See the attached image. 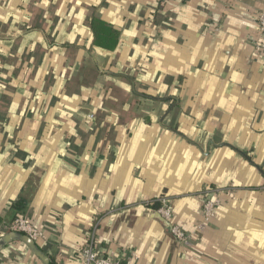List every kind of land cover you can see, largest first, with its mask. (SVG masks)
Wrapping results in <instances>:
<instances>
[{"label": "crops", "instance_id": "obj_1", "mask_svg": "<svg viewBox=\"0 0 264 264\" xmlns=\"http://www.w3.org/2000/svg\"><path fill=\"white\" fill-rule=\"evenodd\" d=\"M261 9L0 0V264H80L99 219L97 252L122 264H264ZM215 186L233 190L206 222Z\"/></svg>", "mask_w": 264, "mask_h": 264}, {"label": "built area", "instance_id": "obj_2", "mask_svg": "<svg viewBox=\"0 0 264 264\" xmlns=\"http://www.w3.org/2000/svg\"><path fill=\"white\" fill-rule=\"evenodd\" d=\"M256 30L257 38L254 42V45L260 51H264V9L258 10L256 12ZM232 190L233 188L230 187L215 186L208 191L210 197L204 201L202 208L204 219L206 222L211 220L215 215L218 206L222 202V195ZM150 202L159 203V207L156 209L158 214L165 221L171 224L172 233L180 242H185L190 239L191 234L187 233L185 229L175 220V213L173 210V206L171 205L172 198L170 196L163 195L151 200ZM125 208L126 207H119L118 209L121 210ZM100 221L101 219H99L95 224L92 240L82 250L80 264H122L109 256L100 255L97 252L95 247V230L98 227ZM10 227L27 234V236L33 241H45L47 238L44 231L36 226L30 219L23 216L16 217L11 223Z\"/></svg>", "mask_w": 264, "mask_h": 264}, {"label": "trees", "instance_id": "obj_3", "mask_svg": "<svg viewBox=\"0 0 264 264\" xmlns=\"http://www.w3.org/2000/svg\"><path fill=\"white\" fill-rule=\"evenodd\" d=\"M105 36V33L104 32H102V34H99V32L97 31V39H101V38H103ZM19 206V205H18ZM153 206L155 207V208H158L159 207V203L158 202H155V203H153ZM21 207V206H20ZM29 241H31V240H29ZM33 241V240H32ZM43 255V254H42ZM51 257H46L45 259L47 260V261H49V259H50ZM50 264H54L52 261L50 262Z\"/></svg>", "mask_w": 264, "mask_h": 264}]
</instances>
